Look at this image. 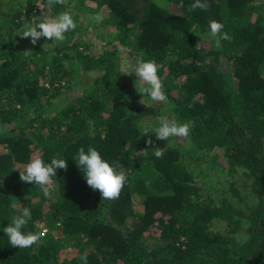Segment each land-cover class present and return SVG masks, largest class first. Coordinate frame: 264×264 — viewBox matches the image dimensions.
<instances>
[{
    "label": "trees",
    "instance_id": "trees-1",
    "mask_svg": "<svg viewBox=\"0 0 264 264\" xmlns=\"http://www.w3.org/2000/svg\"><path fill=\"white\" fill-rule=\"evenodd\" d=\"M160 2L69 0L49 9L47 0H0V264H83L84 254L87 264H264V0H208L207 11H190L194 0ZM63 11L94 30L35 45L20 36L25 24ZM210 20L232 37L219 49ZM99 37L105 44L94 51ZM143 60L161 65L167 104L141 97L126 74L128 62ZM161 116L190 123L189 136H139ZM81 146L124 167L118 199L87 185L73 160ZM37 155L68 163L50 197L19 179ZM220 155L229 194L203 198L202 162L219 167ZM13 202L31 211L25 231L46 229L29 248L12 247L3 231ZM217 221L225 232L212 227Z\"/></svg>",
    "mask_w": 264,
    "mask_h": 264
},
{
    "label": "clouds",
    "instance_id": "clouds-1",
    "mask_svg": "<svg viewBox=\"0 0 264 264\" xmlns=\"http://www.w3.org/2000/svg\"><path fill=\"white\" fill-rule=\"evenodd\" d=\"M69 0H47V7L51 9L54 5H68ZM70 7H74V0ZM158 7H165V4L158 0ZM210 5L208 0H194L190 5L189 10H204L207 11ZM96 23L103 20L100 14L91 17ZM209 36L214 38L215 47L219 49L221 41H231L232 37L228 32L224 31L225 25L216 20L209 21ZM77 28V23L73 19V15L68 11H63L54 17H47L37 24H25L22 38H30L31 44H37L38 40L45 38L51 41L63 42L65 34L74 31ZM31 49L24 51L25 55L30 53ZM161 68L155 60H143L135 64H130L126 74H134L136 77L134 84L136 91L141 97L147 96L150 100L158 105H165L168 102V97L164 91V84L158 71ZM141 102V101H140ZM192 125L188 122L180 123L174 118L161 116L158 119L157 125L141 124L138 133L139 136H148L149 133H154L156 139L180 140L189 136ZM152 144V139L149 136L146 141ZM153 155L156 158L163 157V148L155 147ZM145 155L148 153L145 151ZM77 166L83 170L87 185L98 190L101 194V199L116 200L119 198L122 189L128 180V174L124 167L118 162L111 164L105 160L100 152L89 146L87 151L81 146L78 149L77 156L73 159ZM68 163L64 159L53 157L50 163H45L44 159L37 155L28 162L23 170H19V179L25 183L37 185L45 197H50L54 190L53 178L57 175L58 169H67ZM10 207L14 211L11 222L3 228L4 233L8 237V243L12 247L25 249L37 244L43 237L44 232L34 233L25 231L31 219V211L28 207H22L16 202H13ZM83 264H87V254L80 257Z\"/></svg>",
    "mask_w": 264,
    "mask_h": 264
},
{
    "label": "rangeland",
    "instance_id": "rangeland-1",
    "mask_svg": "<svg viewBox=\"0 0 264 264\" xmlns=\"http://www.w3.org/2000/svg\"><path fill=\"white\" fill-rule=\"evenodd\" d=\"M37 7H38V9H40V8H42V5L38 4ZM173 9L174 8H172V10ZM106 13H107V10L103 9V14H106ZM99 14L101 15V13H99ZM45 18H47V17H43V19H45ZM82 22H81L82 25L79 24V26H78V28L76 30V34L77 35H82V34H79V31H80V32H85L83 35L86 36V34H87V32L89 30H92V31L94 30V26L85 23L86 22L85 18L82 19ZM108 30H110V29L108 28ZM104 42H105V40H102L100 37L97 38V39L95 38V42L92 44V49L94 51L99 49L100 47L103 46V44H105ZM199 43H200L202 48H208L207 39H200ZM113 44H115V43H113ZM111 46L112 45L110 44L108 46V48H111ZM132 62L133 61L128 62V63L131 64ZM87 76H89V75L87 74ZM83 79H86V81L88 80V78L86 76H84V75L80 77V80H83ZM182 140L183 139H180L179 141L182 142ZM161 141L162 142L164 141L166 143L169 142V141L167 142L166 140H161ZM214 153L215 152L213 151L210 154H214ZM217 164L219 165V167H214L212 169H207L205 167V165H206L205 162L204 161L202 162V165H204L205 171L208 172L206 174V177L203 178V180H201V179L198 180V182H199L198 184L203 186L202 187V189L204 191V194L202 195L203 198L206 197L205 194L209 192L211 194V196L217 198V200H218L219 198L222 197L223 191L225 189H226V193L229 194V191H228L229 190L228 189V178H227L228 176L224 172L225 169H222V167L224 168V165H225V158L222 155L217 157ZM229 180L231 181V179H229ZM232 181L235 184V188L237 190H239V191H242L241 190L242 189L241 188V183L244 180H242V178L238 175L234 179H232ZM226 186H227V188H226ZM230 200H234V199H230ZM212 227L214 229H216V230L221 231V232H225L226 229H227V227L225 226L224 222H222V221H217V222L213 223ZM151 241H152V239H149L148 242H151Z\"/></svg>",
    "mask_w": 264,
    "mask_h": 264
},
{
    "label": "built area",
    "instance_id": "built-area-1",
    "mask_svg": "<svg viewBox=\"0 0 264 264\" xmlns=\"http://www.w3.org/2000/svg\"><path fill=\"white\" fill-rule=\"evenodd\" d=\"M41 231H43V232H46V229H45V228H43Z\"/></svg>",
    "mask_w": 264,
    "mask_h": 264
}]
</instances>
